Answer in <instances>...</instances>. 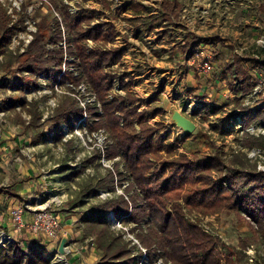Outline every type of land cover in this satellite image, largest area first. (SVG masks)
<instances>
[{"label":"rangeland","instance_id":"1","mask_svg":"<svg viewBox=\"0 0 264 264\" xmlns=\"http://www.w3.org/2000/svg\"><path fill=\"white\" fill-rule=\"evenodd\" d=\"M97 1L102 3V0H88L87 7L96 8ZM109 1L113 5V2L121 0ZM131 1L146 4L154 15L162 0ZM177 1L182 6L179 24L193 32L195 38H190L192 42H203L210 38L219 40L213 44L218 49L217 52L207 53L208 51L197 49L198 51L192 54L194 57L198 52H203V55L212 59L211 62L215 65L209 74L212 79L217 78L220 68L231 61L233 54L246 57L255 54L258 48L264 49L260 42L264 40V13L260 12L264 0ZM76 2L79 0H0V8L9 17L8 27H15L14 32L9 35L7 47L17 57V61L8 69L2 65L0 81L5 77L14 82H22L21 90L9 86L3 89L0 87V191H4L0 193V251L9 243L28 254L41 250L46 253L48 264H99L100 252L94 245L95 238L83 236L81 215L89 207L125 196V187L128 184L125 182L121 186L116 182L113 194L100 190L94 197L83 196L86 184L95 183L94 178L98 176L104 177L106 169L115 171L113 163L119 162L118 159L107 161L103 157L98 158L99 155L102 156L101 151L105 143H112L104 127L99 126L98 116L102 115V105L96 101L92 92L86 89L87 86L83 82L73 86L70 81H66L63 72L73 71L67 66L62 65L61 74L56 75L63 77L61 81L59 77H55L50 79V82H47L48 77L44 74H38L32 79L28 73L19 70L24 60L21 56L34 36L38 34L47 38L53 35V31L60 33L61 42L46 44L45 49L50 51L53 48H62L66 62L75 61V58L68 54L65 44L68 32L62 13L68 9V5L74 6ZM81 7L84 9V4ZM87 45L89 46L88 42ZM90 45L94 47L95 43ZM108 48L116 49L112 44ZM175 70L178 73L179 68ZM108 72L114 75L115 80L106 102L109 103L118 96L124 98L126 92L132 91L134 97L149 103L148 107L141 103L139 111L152 113L159 110L148 123L151 126L157 123L159 136L165 144L174 143L178 139L175 155H184L189 159L217 155L222 161L237 157L254 165L257 172H264V146L252 141H264V110L258 113L253 111L260 101L264 102V85H260L257 94L245 96L239 106L231 92L220 94L224 89L221 88L224 84L222 80H219L221 87L207 80L199 85L200 88H192L194 91H200L201 96H194L192 93L190 95L188 91H184L181 97L176 95L177 100L166 101L160 99L161 95L155 96L161 94L165 83L156 88L158 91L154 96L144 98L140 92L133 89L134 82L139 79L135 71L131 73L122 65L114 64ZM258 76L260 78H256L254 89L261 80V75ZM147 78L148 75L137 80V83L144 84ZM130 80L131 88L123 90L121 81L127 84ZM27 81H34L35 86L24 87ZM146 85L153 87L152 83ZM185 93L189 98L186 96L187 99L181 101ZM219 94L221 97L217 98ZM7 99L24 100L25 105H15L14 109L10 110L3 106ZM71 100L77 102V106L85 112L82 120L75 123L70 132L65 124H56L54 127V116L58 106L66 107ZM207 105L218 107L219 112L215 115L207 113L204 108ZM126 106L129 107L127 103ZM261 106L264 107V103ZM87 107L96 111L97 116L85 119ZM178 115L188 119L195 126L188 138L183 137V131L177 127ZM57 135L61 138L54 140ZM244 139L246 144H242ZM160 154L165 158L164 152ZM83 162H87L86 168H82ZM155 165L158 167L159 161ZM62 166L67 167L65 173H61ZM118 170L123 172L121 165ZM68 173H73L70 180L61 181L58 178L67 176ZM6 191L16 197L5 194ZM18 205L24 208L25 214L32 209L49 207L60 216L62 226L69 230L68 235L59 237L58 240H49L45 236L25 230L14 232L10 212ZM200 220L201 226L220 242L222 264H264V236L254 235L245 224L238 223L232 213L224 212ZM110 221L111 230L119 233L122 240L129 243V247H134L132 253L138 255L141 252L142 255V249L147 251L148 248L142 246L136 238L137 233L141 232L139 226L134 223L122 225ZM131 229L133 233L130 232ZM61 242L65 243L63 254L59 253ZM162 263L168 264L163 260ZM21 264H25L24 260Z\"/></svg>","mask_w":264,"mask_h":264},{"label":"trees","instance_id":"2","mask_svg":"<svg viewBox=\"0 0 264 264\" xmlns=\"http://www.w3.org/2000/svg\"><path fill=\"white\" fill-rule=\"evenodd\" d=\"M102 3L105 8H109V1L102 0ZM161 9L162 15H157L155 20L142 21L145 32L166 27L164 22L173 23L172 20L177 19L181 10L176 0H165ZM260 10L264 13V5ZM62 15L68 32L65 44L68 54L75 61L67 63L62 48L50 51L45 49L46 44L54 45L61 40L60 33L53 31V35L47 38L38 34L34 36L21 56L24 60L19 70L28 73L32 79L38 74H44L48 77L47 82H50L55 77L61 81L62 76L56 75L61 74L62 65L68 69L71 67L72 72L62 74L66 81H70L73 86L83 82L102 105V115L98 116L99 126L104 127L112 143H105L102 156L98 158L103 157L107 161L118 159L119 162L113 163L115 171L106 169L104 177L98 176L94 178L95 183L86 184L83 196L94 197L100 190L113 194L116 182L121 186L125 182L128 184L125 196L89 207L81 215L83 236L95 238L94 245L100 252L99 264H139L141 259V252L138 255L132 253L134 247H129V243L123 241L119 233L111 230L110 214L115 222L122 225L134 223L141 228L136 238L142 246L148 248L146 253L149 264L157 258L168 264H222L220 242L192 222L188 218L192 214L211 216L230 212L238 223L246 224L254 235L264 236V172H257L254 165L237 157L222 161L217 155L193 159L175 155L178 139L174 143L165 144L159 136L157 123L154 126L148 123L159 110L152 113L139 111L141 103L147 107L149 103L134 97L132 91L126 92L124 98L114 97L107 103L115 80L114 75L108 72L109 68L120 62L124 53L123 50L107 47L114 42L113 25L99 21L94 10L80 9L76 16L66 10ZM94 21L98 23L91 27ZM8 24L9 17L0 8V68L5 65L6 69L17 61V57L7 47L9 35L15 30V27H8ZM88 41L94 42L95 46L89 48ZM186 46L193 50L188 43ZM258 75L264 81V49L261 48L246 57L233 54L231 61L220 68L217 78L224 82L223 88L235 96L239 106L245 96L253 95ZM120 84L125 90L131 88L132 81L127 84L121 81ZM21 85L22 82H14L5 77L0 81L2 89L9 86L21 90ZM25 86H35V83L27 81ZM262 103L260 101L253 111L258 113L264 110ZM15 105L23 107L25 101L7 99L3 104L4 108L10 110ZM204 108L212 115L219 112L218 107L212 105ZM84 112L72 100L66 107L58 106L54 127L56 124H65L71 132L74 124L82 120ZM93 116H97V112L87 107L85 119ZM58 136L54 140L61 138ZM252 141L264 146V141ZM242 142L246 144V139ZM161 152H164L166 159ZM82 165V168H86L87 162ZM119 165L123 172L118 170ZM66 168L62 166L61 173H65ZM72 176L73 173H68L58 178L65 181ZM5 194L16 197L8 191ZM130 232L133 233V230ZM23 260L25 264L49 263L46 253L41 250L28 254L9 243L0 251V264H21Z\"/></svg>","mask_w":264,"mask_h":264},{"label":"crops","instance_id":"3","mask_svg":"<svg viewBox=\"0 0 264 264\" xmlns=\"http://www.w3.org/2000/svg\"><path fill=\"white\" fill-rule=\"evenodd\" d=\"M87 1L88 0H86V2ZM164 1L165 0H162L159 3L158 11L156 14L154 13V15L146 7V4L138 1L132 2L131 0L128 2L121 0L120 4L116 7V10L111 9V1H109L110 5L108 9L104 7L103 3H99L98 1L96 2V8L90 7V9L94 10L99 16H97L99 21L104 23L109 22L114 27L115 38L114 42L112 43V47L124 51L120 62L117 64L122 65L128 72L134 73L135 71V74L139 79L142 77L146 78L148 75V78L145 79L144 84H138L137 80L139 79H137L133 84V89H136V91L140 92V95L145 98L154 96L158 91L156 88L162 83H165L163 86L164 90L161 91V94H156L155 96L161 95V100L175 101L177 100L176 95L178 94V96L181 97L184 91H188V94L190 95L192 93L194 96H201L200 91H194L192 88H200L199 85L202 84L203 81L207 82V80H209L216 86L221 87V82L218 78L212 79V76H206V74L201 73L198 71V68L192 61V53L194 51H198L199 49L208 51L207 53H209V51L213 53L217 52L218 49L213 44L219 40L216 38H210L203 42L199 40H193L192 42L190 38L194 37L193 32L188 28H183L182 25L179 24L181 10L177 19L172 20L173 23L164 22L166 27L155 28L150 33L144 31V28L142 27V21H153L157 15L161 16V5ZM168 1L171 2L172 0ZM180 9H182L181 4ZM136 21L139 23L135 24ZM93 23L97 24L98 22L94 21ZM187 43L191 48H193V50H190V48L186 46ZM175 59H177V61ZM213 66H215L214 63ZM175 68H179L178 73L176 72ZM149 83H152L153 87L146 85ZM176 90L180 91L178 93H173L176 92ZM225 92L228 91L226 89H222L220 94ZM220 94L217 98L221 97ZM186 96L189 98L185 93L181 98V101L183 99H187ZM183 137L188 138L184 134ZM27 196L30 197L29 194H27ZM20 207L21 205L14 206L11 210ZM32 213L33 212L29 210V212L25 214L26 222L30 220ZM219 214H214L211 216L192 214L189 215L188 218L204 229V227L201 226L200 218L214 217ZM62 229H66L65 236H67L69 230L64 226H62Z\"/></svg>","mask_w":264,"mask_h":264},{"label":"built area","instance_id":"4","mask_svg":"<svg viewBox=\"0 0 264 264\" xmlns=\"http://www.w3.org/2000/svg\"><path fill=\"white\" fill-rule=\"evenodd\" d=\"M84 4V9L86 10H92L87 7V2L85 0H79V2L75 3V7L72 5H68V13L72 16H76L80 9H83L81 5ZM120 4L119 1L113 2V5L111 7L112 10H114L113 7H117ZM94 25L91 24V27ZM261 45L264 46V40L260 41ZM89 48H92L90 44H92L91 41H88ZM108 45L107 47H109ZM203 52H198L193 57V63L198 68V71L202 72L203 74L209 75L211 74V71L213 70V64L211 62V58L207 55H203ZM205 58H204V57ZM202 60V61H201ZM71 71L73 70L70 67ZM260 78V76H257ZM260 80V83L257 84V88L254 89L253 95L257 94L258 88L260 89V85H264V81ZM184 134V133H183ZM61 203V201H59ZM33 213L31 215V218L29 221H25V210L24 208H17L11 210L10 214L13 221V227L14 232L19 233L21 231H28L32 234H39L47 237L50 240H58V238H62L66 235V232L63 231L61 227V219L60 216L55 212L52 211L49 207H44L41 209H32ZM113 222V216L112 214L109 215ZM142 255L139 264H149L146 250L142 249ZM152 264H163L161 258H157L156 261H154Z\"/></svg>","mask_w":264,"mask_h":264},{"label":"water","instance_id":"5","mask_svg":"<svg viewBox=\"0 0 264 264\" xmlns=\"http://www.w3.org/2000/svg\"><path fill=\"white\" fill-rule=\"evenodd\" d=\"M176 120L178 123L177 127L183 131V133L186 137H188L193 132V130L195 128L194 124L191 121H189L188 119H185L184 117L179 116V115L176 117ZM64 244H65L64 242L60 243V246H59V253L60 254L64 253V249H63Z\"/></svg>","mask_w":264,"mask_h":264}]
</instances>
